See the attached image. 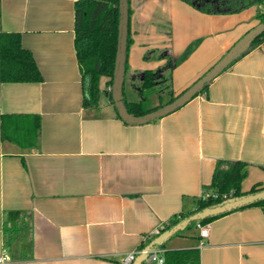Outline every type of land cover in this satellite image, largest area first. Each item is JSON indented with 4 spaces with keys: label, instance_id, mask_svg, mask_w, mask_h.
Returning a JSON list of instances; mask_svg holds the SVG:
<instances>
[{
    "label": "crops",
    "instance_id": "0c3cea01",
    "mask_svg": "<svg viewBox=\"0 0 264 264\" xmlns=\"http://www.w3.org/2000/svg\"><path fill=\"white\" fill-rule=\"evenodd\" d=\"M75 1L0 0V36L20 34L42 75L0 78V255L6 248L7 264H124L209 192L218 160L249 164L243 190L264 185V43L182 107L130 124L110 101L106 76L99 105H84ZM130 7L125 80L166 62L150 51L169 53L178 95L260 23L264 3L234 13L185 0H130ZM208 224V237L193 226L164 250L197 247L201 264H264V208H238Z\"/></svg>",
    "mask_w": 264,
    "mask_h": 264
},
{
    "label": "trees",
    "instance_id": "16d2710c",
    "mask_svg": "<svg viewBox=\"0 0 264 264\" xmlns=\"http://www.w3.org/2000/svg\"><path fill=\"white\" fill-rule=\"evenodd\" d=\"M185 1L202 11L210 13H234L249 6L264 3V0ZM131 12L132 10L129 5L130 15ZM257 17L260 22H264V10L260 9ZM119 19V0L75 1V47L82 72L84 105L87 107L96 106L100 103V94L102 91L100 82L102 76L108 77L106 83L109 87H112L118 48ZM132 41L129 30L128 51ZM198 43L199 40L190 44L180 60L187 57ZM263 43L264 32L256 37L248 51ZM159 57L166 58V62L163 65L156 69H145L138 72L131 79L134 88L139 94L137 100H128L124 90L126 107L129 112L135 115H142L153 111L173 101L179 95H175L172 84L173 68L176 60L169 53H162ZM127 69L128 62H126ZM0 78L3 81H39L42 79L41 72L32 53L23 47L21 36L16 32H6L0 36ZM208 85L201 92L207 90ZM153 95H157V103L153 102ZM109 99L114 103L111 88L109 90ZM248 169L249 164L247 162L240 160H218L212 182L208 186L209 192L211 193L206 191L205 197L202 195L196 198L194 208L182 210L174 214L164 224L162 231L171 228L193 212L217 204L225 198L263 190L264 185L261 182L253 184L249 190H243L242 182L248 175ZM250 206H261L264 208V200L241 208ZM226 213L205 218L200 223L207 224ZM196 224L197 222L192 223L187 229L192 228ZM11 228H15V223H12L8 229ZM154 237L155 235L149 238L142 248L150 243ZM161 247L165 248V244ZM164 257V264H201L200 249L197 247L165 249Z\"/></svg>",
    "mask_w": 264,
    "mask_h": 264
},
{
    "label": "water",
    "instance_id": "95a60500",
    "mask_svg": "<svg viewBox=\"0 0 264 264\" xmlns=\"http://www.w3.org/2000/svg\"><path fill=\"white\" fill-rule=\"evenodd\" d=\"M129 5V0H119V37L114 81L111 87V92L114 105L117 108L120 117L130 124L148 123L158 118H162L182 107L193 97L198 95L207 84L212 82V80H214L219 74L232 65L245 52H247L256 37L264 32V22H260L252 29L247 31L240 39H238L235 44H233V46H231V48H229V50L211 68H209L187 89L180 93L176 99L148 113L135 115L129 112L127 109L124 96L130 21ZM108 93L109 92H107V94ZM260 200H264V189L240 196L228 197L217 204L195 211L173 225L171 228L166 229L155 236L154 239L144 247L145 251L140 253L132 262V264H142L145 262L148 258V252L150 250L163 246L172 237L179 234L180 232L185 231L192 223H198L205 218L230 212Z\"/></svg>",
    "mask_w": 264,
    "mask_h": 264
},
{
    "label": "built area",
    "instance_id": "2783aa9c",
    "mask_svg": "<svg viewBox=\"0 0 264 264\" xmlns=\"http://www.w3.org/2000/svg\"><path fill=\"white\" fill-rule=\"evenodd\" d=\"M211 193V192H208ZM206 193L203 194V196L205 197ZM195 227L199 230V235L201 238H206L209 235V224H202L200 222H198ZM164 228V225H162L160 228H157L154 232L153 235H158L162 232ZM203 243V242H202ZM144 248H140L139 250H135L130 252L127 256H125V258L123 259V263L124 264H131L136 257L144 252ZM164 248L162 247H158L155 249H152L148 252V261H153L156 264H164L165 261V257H164ZM9 262V256L7 254V249L4 248L2 251V254L0 255V264H7Z\"/></svg>",
    "mask_w": 264,
    "mask_h": 264
},
{
    "label": "rangeland",
    "instance_id": "374dc122",
    "mask_svg": "<svg viewBox=\"0 0 264 264\" xmlns=\"http://www.w3.org/2000/svg\"><path fill=\"white\" fill-rule=\"evenodd\" d=\"M160 51H150L148 53V56L151 57V56H159ZM124 88H125V95L127 97L128 100H137L139 98V94L137 92V90L134 88V85L132 84V81L130 80V78L128 77L126 80H125V83H124ZM153 102H157L158 101V97L157 95H153ZM168 245V244H167ZM150 264H155L154 262H151Z\"/></svg>",
    "mask_w": 264,
    "mask_h": 264
}]
</instances>
